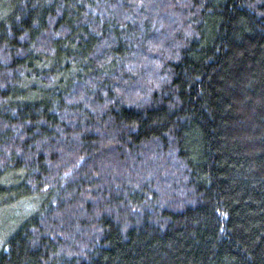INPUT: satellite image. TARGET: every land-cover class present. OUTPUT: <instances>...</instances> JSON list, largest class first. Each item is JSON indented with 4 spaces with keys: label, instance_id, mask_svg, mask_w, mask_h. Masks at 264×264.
<instances>
[{
    "label": "trees",
    "instance_id": "16d2710c",
    "mask_svg": "<svg viewBox=\"0 0 264 264\" xmlns=\"http://www.w3.org/2000/svg\"><path fill=\"white\" fill-rule=\"evenodd\" d=\"M0 264H264V0H0Z\"/></svg>",
    "mask_w": 264,
    "mask_h": 264
},
{
    "label": "rangeland",
    "instance_id": "374dc122",
    "mask_svg": "<svg viewBox=\"0 0 264 264\" xmlns=\"http://www.w3.org/2000/svg\"><path fill=\"white\" fill-rule=\"evenodd\" d=\"M17 216V215H16Z\"/></svg>",
    "mask_w": 264,
    "mask_h": 264
}]
</instances>
